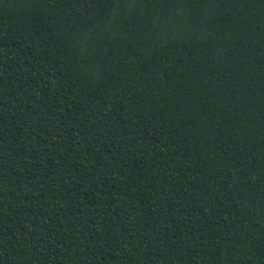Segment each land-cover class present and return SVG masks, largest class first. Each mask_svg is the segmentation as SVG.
<instances>
[{
  "label": "trees",
  "instance_id": "obj_1",
  "mask_svg": "<svg viewBox=\"0 0 264 264\" xmlns=\"http://www.w3.org/2000/svg\"><path fill=\"white\" fill-rule=\"evenodd\" d=\"M0 264H264V0H0Z\"/></svg>",
  "mask_w": 264,
  "mask_h": 264
}]
</instances>
